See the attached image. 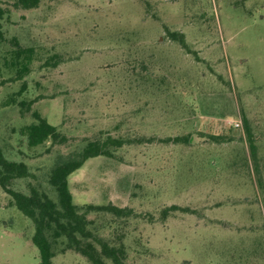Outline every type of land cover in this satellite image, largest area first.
<instances>
[{"label":"rangeland","instance_id":"1","mask_svg":"<svg viewBox=\"0 0 264 264\" xmlns=\"http://www.w3.org/2000/svg\"><path fill=\"white\" fill-rule=\"evenodd\" d=\"M0 9L2 62L13 38L32 56L23 79L10 66L0 74V146L32 174L10 188L56 199L48 179L58 155L122 139L69 185L79 207L131 209L88 215L95 234L122 245L125 264H264V0H41L33 9L0 0ZM33 112L68 142L30 147L21 130ZM174 137L187 141H165ZM11 201L0 186V264H41L35 225ZM63 249L53 264H91Z\"/></svg>","mask_w":264,"mask_h":264},{"label":"trees","instance_id":"2","mask_svg":"<svg viewBox=\"0 0 264 264\" xmlns=\"http://www.w3.org/2000/svg\"><path fill=\"white\" fill-rule=\"evenodd\" d=\"M41 0H17V6L23 9L37 8ZM3 11L0 9V45L7 41L1 23ZM171 38L179 42L180 45L190 50L185 36L182 33L172 32ZM10 42L16 47L12 52L11 59L0 58V74L3 65L15 68L16 79H23L30 70L32 59L31 50L20 46L18 40L13 38ZM34 122L25 126L21 132L27 137L30 147L40 146L47 141L53 144L62 145L68 142V138L59 129L50 124L46 117L39 112L32 114ZM246 137L249 142L251 154L256 162L257 146L254 134L244 118ZM213 140L221 137L211 136ZM170 142H186L185 137H174L166 139ZM125 142L122 139L107 137L104 141L97 139L88 141L81 149L72 151L66 155L57 156L49 174L48 183L56 195V199L48 193L41 191L36 186H30L29 194H25L10 188L11 183L16 179L29 178L32 176L28 166L23 162H16L7 159L3 148L0 146V186L11 197L12 205L15 206L24 216L31 219L35 225V233L32 237L33 244L38 248L41 264H53L56 256V245L61 243L65 250L74 251L85 257L91 264H106V260L113 264H125L123 262V247L111 246L107 241L95 234L90 225L88 215L93 212H105L116 218L127 217L131 213L129 208L109 205L87 204L79 207L74 202V197L70 189V176L81 169L84 164L99 156L112 157L111 148H121ZM178 209L177 206L164 210L167 212Z\"/></svg>","mask_w":264,"mask_h":264},{"label":"built area","instance_id":"3","mask_svg":"<svg viewBox=\"0 0 264 264\" xmlns=\"http://www.w3.org/2000/svg\"><path fill=\"white\" fill-rule=\"evenodd\" d=\"M234 126H235L236 128H240L241 124H240V123H235Z\"/></svg>","mask_w":264,"mask_h":264}]
</instances>
